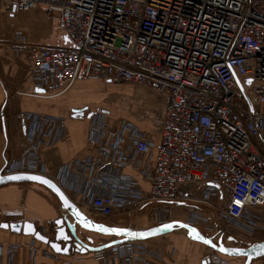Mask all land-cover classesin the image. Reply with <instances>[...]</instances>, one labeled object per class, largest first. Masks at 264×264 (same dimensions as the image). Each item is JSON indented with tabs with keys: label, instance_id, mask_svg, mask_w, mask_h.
I'll list each match as a JSON object with an SVG mask.
<instances>
[{
	"label": "built area",
	"instance_id": "built-area-1",
	"mask_svg": "<svg viewBox=\"0 0 264 264\" xmlns=\"http://www.w3.org/2000/svg\"><path fill=\"white\" fill-rule=\"evenodd\" d=\"M0 7L59 16L64 46L11 45L31 60L33 95L58 96L88 79L166 95L157 145L128 119L98 110L87 117L91 152L59 165L42 152L63 139V119L21 111L28 147L1 174L49 177L93 216L159 203L163 215L182 213L181 221L238 246L264 231V0H0ZM22 248L26 264H47L36 263L37 254L74 264L34 237L0 240V264H20ZM88 253L101 264H168L145 240ZM201 260L231 264L211 249Z\"/></svg>",
	"mask_w": 264,
	"mask_h": 264
},
{
	"label": "crops",
	"instance_id": "crops-1",
	"mask_svg": "<svg viewBox=\"0 0 264 264\" xmlns=\"http://www.w3.org/2000/svg\"><path fill=\"white\" fill-rule=\"evenodd\" d=\"M15 42L26 45L64 46L66 39L59 16L41 8H31L10 15L2 11L0 7V171L7 162L22 157L27 150L24 128L19 116L21 111L52 115L63 119L65 128L63 139L54 147L44 148L42 152V157L48 165H59L90 153L91 149L87 143V114L98 110L104 111V95L102 91H98L99 86L104 88L100 82L102 80L88 79L73 82L63 93L54 97L33 95V86L28 78L31 60L26 55H15L11 49V45ZM76 86H82L88 91L83 95L70 96L69 93ZM155 92L162 100L164 111L166 95ZM73 109H83V114L73 116ZM128 120L136 126L137 122L129 118ZM138 128L145 131L155 145L158 144L161 124L156 134ZM124 171L135 174L131 169ZM140 182L144 188H148L145 181L140 180ZM37 186L41 185L35 183L0 185V221L29 220L43 234L45 233L44 235L51 233L52 236L50 234L46 236L52 239L55 230L54 220L62 213L60 203L46 188L47 193H43ZM169 236L165 237L166 241L157 242L153 244V247L150 245L153 250L160 251L166 263L201 264V256L206 251L201 249L200 244L179 242V239ZM29 237L32 236L15 234L0 228V240L4 242L25 241ZM256 241H264V233H258L254 242ZM69 255L74 264H101L89 253H70ZM229 259L231 264H243L245 261L244 257ZM27 261V250L22 248L19 252V263L26 264ZM34 261L57 264L40 254L35 256ZM250 264H264V257L253 259Z\"/></svg>",
	"mask_w": 264,
	"mask_h": 264
},
{
	"label": "water",
	"instance_id": "water-1",
	"mask_svg": "<svg viewBox=\"0 0 264 264\" xmlns=\"http://www.w3.org/2000/svg\"><path fill=\"white\" fill-rule=\"evenodd\" d=\"M72 113L73 116H81L83 114V109H73ZM89 115L90 113L87 114V117ZM6 183H35L43 186L56 196L60 203L62 213L54 220L55 230L52 239L44 235L36 225L29 220L10 222L0 221V228L15 234L30 235L36 240L47 244L53 249V251L60 254L69 255L71 252L84 254L91 251L105 249L120 242L147 240L149 238L163 235L172 228H180L189 232L194 239L202 242L209 249L218 252L223 256L229 258L244 257L245 261L243 264H250L253 259L264 257V241L252 242L246 246L230 245L225 243L222 237L214 239L204 233L199 227L181 220L168 221L150 229H130L96 223L80 211L78 205L67 197L55 181L44 175L31 172L3 175L0 172V185ZM75 225H78L84 230L107 235L111 238L105 243H100L98 245H92L91 238H88V243H86L75 233ZM165 225H171V227L165 228ZM227 240L233 241L231 237L227 238ZM201 264H206V261H202Z\"/></svg>",
	"mask_w": 264,
	"mask_h": 264
},
{
	"label": "rangeland",
	"instance_id": "rangeland-1",
	"mask_svg": "<svg viewBox=\"0 0 264 264\" xmlns=\"http://www.w3.org/2000/svg\"><path fill=\"white\" fill-rule=\"evenodd\" d=\"M102 82L104 88L102 86L98 87V91H102L104 95V111L108 113L111 117L118 118L124 117L126 119H131L133 122H137L136 126L142 129H145L151 134H156L161 124L162 113H163V103L160 96L153 91L151 88L144 87L139 84H132L127 82H119V83H108ZM82 86H76L69 95H83L84 92L88 91ZM39 187L40 191L43 193H47L45 188L42 186ZM159 203H150L143 207L132 208V209H124L123 211H118L112 216L102 217L100 215L93 216L88 215L91 219L106 225H112L117 227H125L130 229H150L158 225L159 221L163 219H171L175 218L176 220H184V215L174 213L163 215L161 212V207H159ZM162 206V205H161ZM163 208V207H162ZM201 210L208 211L205 207H200ZM8 209V208H6ZM5 209V211H7ZM164 216V217H163ZM159 218V219H158ZM70 219V218H68ZM211 223V222H210ZM208 223V225H210ZM203 226V225H202ZM55 227V225H53ZM74 231L77 236L84 242L88 243V238H91L92 245H98L100 243H105L111 237L107 235H102L94 232H90L80 228L78 225L74 226ZM205 231L208 233V236L213 237L211 234L210 227H206ZM175 233V234H174ZM51 236L52 234L49 233ZM170 235V236H169ZM174 236V239H179V242H189L194 244H200L201 249L207 251L209 248L203 244L202 242L193 238V236L180 228H172L168 230L163 235L149 238L145 240V242L153 247L155 243H161V241H166L165 237ZM161 237V238H160ZM217 238V237H216ZM164 239V240H163ZM156 241V242H155ZM225 243L230 245H237L234 241H228L227 238L224 239ZM150 246V247H151ZM151 247V248H152ZM207 249V250H206ZM232 259V258H231Z\"/></svg>",
	"mask_w": 264,
	"mask_h": 264
},
{
	"label": "bare ground",
	"instance_id": "bare-ground-1",
	"mask_svg": "<svg viewBox=\"0 0 264 264\" xmlns=\"http://www.w3.org/2000/svg\"><path fill=\"white\" fill-rule=\"evenodd\" d=\"M79 209H80V211H81L82 213H84L88 218H90V220H92V221H94V222H96V223H99V222H97V221L91 219V217L87 214V211H86L84 208H82V207L80 208V207H79ZM91 252H93V251H91Z\"/></svg>",
	"mask_w": 264,
	"mask_h": 264
},
{
	"label": "trees",
	"instance_id": "trees-1",
	"mask_svg": "<svg viewBox=\"0 0 264 264\" xmlns=\"http://www.w3.org/2000/svg\"><path fill=\"white\" fill-rule=\"evenodd\" d=\"M52 194V193H51ZM53 195V194H52ZM55 196V195H54ZM56 197V196H55ZM160 206V205H159ZM125 209H132V208H125ZM124 209H122V210H120V211H123ZM119 211V212H120ZM258 233H264V232H262V231H256L255 233H254V235H253V239L255 240V237H257V235H258Z\"/></svg>",
	"mask_w": 264,
	"mask_h": 264
},
{
	"label": "snow or ice",
	"instance_id": "snow-or-ice-1",
	"mask_svg": "<svg viewBox=\"0 0 264 264\" xmlns=\"http://www.w3.org/2000/svg\"><path fill=\"white\" fill-rule=\"evenodd\" d=\"M249 83H250V81H249ZM164 227H165V228H170L171 225H165ZM113 231H116V230H113ZM58 250H59V249H58Z\"/></svg>",
	"mask_w": 264,
	"mask_h": 264
}]
</instances>
